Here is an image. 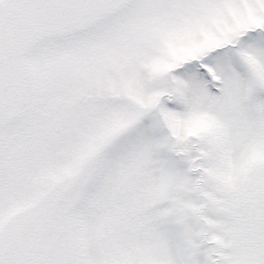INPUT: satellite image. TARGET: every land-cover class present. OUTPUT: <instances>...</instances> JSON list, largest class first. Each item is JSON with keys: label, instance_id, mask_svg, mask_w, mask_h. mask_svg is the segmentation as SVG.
<instances>
[{"label": "snow or ice", "instance_id": "6c2138e0", "mask_svg": "<svg viewBox=\"0 0 264 264\" xmlns=\"http://www.w3.org/2000/svg\"><path fill=\"white\" fill-rule=\"evenodd\" d=\"M0 264H264V0H0Z\"/></svg>", "mask_w": 264, "mask_h": 264}]
</instances>
